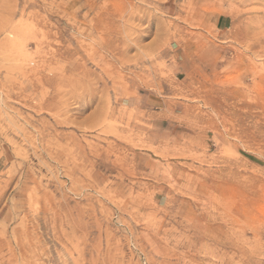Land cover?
Wrapping results in <instances>:
<instances>
[{
    "label": "rangeland",
    "instance_id": "obj_1",
    "mask_svg": "<svg viewBox=\"0 0 264 264\" xmlns=\"http://www.w3.org/2000/svg\"><path fill=\"white\" fill-rule=\"evenodd\" d=\"M0 264H264V0H0Z\"/></svg>",
    "mask_w": 264,
    "mask_h": 264
},
{
    "label": "bare ground",
    "instance_id": "obj_2",
    "mask_svg": "<svg viewBox=\"0 0 264 264\" xmlns=\"http://www.w3.org/2000/svg\"><path fill=\"white\" fill-rule=\"evenodd\" d=\"M20 26V25H19ZM7 28V27H6ZM17 28V27H16ZM18 30V29H17ZM20 30V29H19ZM14 31V30H13ZM5 32V31H4ZM3 32V33H4ZM6 34V33H5ZM16 34V33H15ZM7 35H12L11 34V32H8V34ZM10 42H12V44H16V41H14V40H9ZM261 42V41H260ZM22 42L20 41V44H21ZM20 44H19V46H20ZM23 45V44H22ZM15 46H17V45H15ZM21 53H23V52H21ZM17 55V54H16ZM22 56H23V54H22ZM32 57H34V56H32ZM27 59H28V57H27ZM24 63V62H23ZM27 63V62H26ZM36 63V62H35ZM29 64V63H28ZM27 64V65H28ZM28 85H29V82H28ZM26 86H27V84H26ZM26 86H25V88H26ZM30 88V87H29ZM22 89V88H21ZM27 91V90H26ZM17 92V91H16ZM19 93V92H18ZM21 93V92H20ZM3 194V193H2ZM2 197V196H1Z\"/></svg>",
    "mask_w": 264,
    "mask_h": 264
}]
</instances>
